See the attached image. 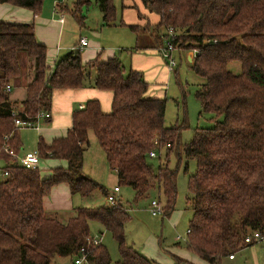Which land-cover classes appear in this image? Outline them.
Returning <instances> with one entry per match:
<instances>
[{
	"label": "trees",
	"instance_id": "1",
	"mask_svg": "<svg viewBox=\"0 0 264 264\" xmlns=\"http://www.w3.org/2000/svg\"><path fill=\"white\" fill-rule=\"evenodd\" d=\"M44 0H0L39 14ZM158 16L151 24H128L139 37L151 33L154 49L170 41L177 51L193 49L192 69L203 77L196 96L202 112L216 115L212 127H197L190 141L182 143L185 121L165 125L166 98L147 95L149 83L141 71L125 70L120 57L101 60V54L82 60L80 47L61 56L50 66L47 46L35 33V23L0 20V160L9 175L0 182V264H60L70 261L91 236V222H99L113 233L120 259L112 262L103 242L90 246L95 264H160L126 242L125 227L130 215L122 203L74 206L63 219L61 210L49 213L44 200L52 188L67 183L73 195L91 196L108 189L83 171L85 153L94 133L118 185L133 188L137 197L157 186L165 196L164 215L170 216L177 200L178 169L168 163L158 168L149 162L150 151L160 160L172 151L196 159L189 177L187 196L192 210L185 245L211 264H222L225 256L250 245L245 238L264 233V0H140ZM104 25L116 23L113 0H96ZM76 0L71 11L80 29L86 27L82 6ZM173 29V35L167 34ZM165 31V32H163ZM81 38V37H80ZM166 40V41H165ZM80 45V43H79ZM34 60L33 78L25 98L15 102L8 84L20 81V52ZM240 63V72L231 68ZM96 87L113 93L112 109L104 112L98 99H88L73 112L67 134L51 142L39 138L42 158L65 159L67 167L56 166L43 176L40 166L28 169L4 150L20 153L21 129L15 119H33L51 112L56 89ZM17 110L18 113L14 114ZM223 115V119L217 117ZM155 138L159 143L155 144ZM185 170H188L186 164ZM160 198V197H159ZM162 203V202H161ZM180 242L176 243L179 245ZM175 264H193L171 253Z\"/></svg>",
	"mask_w": 264,
	"mask_h": 264
},
{
	"label": "rangeland",
	"instance_id": "2",
	"mask_svg": "<svg viewBox=\"0 0 264 264\" xmlns=\"http://www.w3.org/2000/svg\"><path fill=\"white\" fill-rule=\"evenodd\" d=\"M75 1L44 0L41 11L44 14H52L54 11V2L66 4L71 9ZM123 1L126 0H113L117 9L116 23L118 25H104L102 11L98 3L96 0H90L89 4L82 6V15L86 17V27H83L80 33L86 35L92 45L95 44V39L101 41V47H104L103 49L101 48V59H103L102 56L105 57V55H108L112 51L110 47H115L114 54L120 57L125 66V70L129 71L134 67L133 61L138 58H133L132 52L137 49L153 50L156 44L151 33L140 31L138 34L139 37H137V34L128 26L119 24L120 20L123 19ZM66 16L74 18L71 11H67ZM74 20L76 21L75 18ZM146 23L147 21L144 20V24ZM156 51L153 54L157 53V56L161 58L159 70L157 73L154 72L155 74L153 76L150 74L149 85L152 92L162 94V98L167 99L165 125L171 126L184 121L188 123V127L182 133V143H186L192 139L195 128L212 127L215 123L214 119L216 115L212 112H202L200 101L196 96V90L199 84L204 82V79L195 73L191 67L190 62L195 57L193 49L182 50L181 52L175 51L174 56L177 66L174 68L169 65V60L164 58L158 49ZM188 53L192 57L191 60L187 57ZM140 59L142 60V57L139 56L138 60L141 61ZM20 66L22 80L25 78L29 79L33 76L34 60L24 51L20 52ZM231 68L237 73L240 72V63L237 61L232 62ZM19 85L20 81H17L16 86L18 87ZM217 118L221 120L224 117L223 115H219ZM38 135V130L34 128H23L21 130L22 138L23 136L25 137L22 140L21 153L37 148ZM89 138L90 145L85 153L83 171L85 174L98 180L108 188V192H111L118 185L116 172L111 169L105 160L104 151L100 147L93 132L90 133ZM166 153L164 151L161 160L158 157H149L148 160L155 168H158L160 163H168L171 168L178 169L177 200L175 210L170 216L164 214L154 216L150 211V204L153 199L160 200L163 205L165 204V196L157 186L148 188L143 196L137 197L132 187L121 185L120 191L116 196L120 199L119 202L128 208L130 215L125 227L126 242L144 255L154 254L155 260L160 264H175L171 253L175 254L180 248H187L185 241L188 236L189 220L192 217V210L187 200V196H189L188 180L195 172L197 162L195 158H186L184 153L178 156L176 151H172L168 158ZM186 164H188V170L184 169ZM55 165H58V163L55 164V160L42 158L40 170L43 175H49ZM71 201L73 202V206L109 205L107 197L98 190L89 197L75 194V196L71 197ZM54 211L53 208H48L49 213L53 214ZM70 214H72L71 211L64 210H61L60 213L63 219H66ZM90 226L92 236H102V242L107 247L112 262L120 259L118 242L114 238L113 233L106 230L97 221H92ZM179 234L184 239H180V244L176 245L178 243L176 236ZM254 243L256 246H259L264 244V239ZM143 247H145L144 249L146 251L142 250ZM261 249L264 250V248ZM64 260L66 258L60 256L55 262H64Z\"/></svg>",
	"mask_w": 264,
	"mask_h": 264
},
{
	"label": "crops",
	"instance_id": "3",
	"mask_svg": "<svg viewBox=\"0 0 264 264\" xmlns=\"http://www.w3.org/2000/svg\"><path fill=\"white\" fill-rule=\"evenodd\" d=\"M56 3L60 2H54V11L52 14H44L41 11L39 14L35 15L33 11L28 8L14 6L11 3L0 2V20L16 22L33 21L35 23V33L37 39L47 46V63L50 66H54L55 62L68 51L75 49L77 46L80 47V37H87L86 35H82L80 33L82 29L79 28L74 18H69L68 16H66L67 11L63 10L60 4L56 6ZM132 12L134 13L132 14ZM139 13H141L144 17H147L151 24H155L158 21V16L154 13L148 12L140 0L123 1L122 18L125 22H127L128 24H144V20L146 19H141L139 17ZM61 18H63V21H61ZM112 25H118V23H114ZM88 41V45L80 47L83 61H90L95 59L98 54L102 53L101 48H104L101 47V41L99 39H95L94 45H92L89 39ZM54 43L55 45H53ZM110 48L112 49V51L108 55H105V57L102 56L103 59L101 60H105L115 55V47ZM148 51L150 54L148 53ZM148 51L137 49L136 51L132 52L133 58H139L140 56L142 57V60L140 59L141 61H139L138 58L135 59L133 61L134 67L131 69L141 71L144 79L150 84V74L151 76H153L155 74L154 72H158L161 58L157 56V53L153 54L154 52H157L156 49H151ZM187 57L188 59L191 57L190 53L187 54ZM32 78L33 76L29 79L25 78L24 80H22L21 78L20 85L18 87L12 84V100H14L15 102H20L25 98L26 86L32 80ZM147 95L151 97L162 98V94H155L151 91L150 85ZM94 98L98 99L101 102V107L104 112L111 111L113 93L110 90H104L90 86L82 88H64L54 90L52 108L50 112L51 117L49 119L42 120V125L39 129L34 128L38 130V141L40 137H43L46 142H51L55 137L66 135L68 129L72 125V116L74 110L84 106L85 102L88 99ZM23 138L25 137L23 136ZM23 138L21 136L22 140H24ZM104 158L106 160L105 153ZM53 160H55V164L58 163V165H55V167H67V161L65 159ZM3 165V161L0 160V182L4 178L1 175V167ZM50 175L51 172L49 175L43 176ZM73 196L75 195L71 193L70 187L67 183H59L55 185L52 188L50 194L46 196L44 200V206L47 210L48 208H53L54 210L71 211L74 207L72 204L73 202L71 201V197ZM176 241L180 242V239H177V236ZM256 241L261 240H254L253 242L248 243L250 245H247L243 249L237 251L233 257H230V255L225 256L222 260V264H264V250L261 249L264 248V244L256 246V244L254 243ZM144 248L145 247H143L142 250L146 251V249ZM175 254L183 257L193 264H211L188 248H180ZM146 256L155 260L154 254H149Z\"/></svg>",
	"mask_w": 264,
	"mask_h": 264
},
{
	"label": "built area",
	"instance_id": "4",
	"mask_svg": "<svg viewBox=\"0 0 264 264\" xmlns=\"http://www.w3.org/2000/svg\"><path fill=\"white\" fill-rule=\"evenodd\" d=\"M59 3H56V6H58ZM61 21H63V18H61ZM169 36L173 35V29L169 28L167 31ZM89 41L87 37H81L80 39V47H84L88 45ZM160 53L162 56L166 59L169 60V65L174 68L177 66V62L174 56V52L177 51V48L174 46V44L169 40L166 43V46H162L159 49ZM11 85H7V90L10 91ZM18 113L17 110L14 111V114ZM51 117L50 112H39L36 114V116L33 119H26L22 120L20 118L15 119V124L17 128L23 129V128H37L39 129L41 127V121L44 119H49ZM155 144L159 143V139L155 138ZM4 150L8 152L11 156L16 158L18 163L22 165L23 167H26L28 169H36L40 166L41 163V157L39 154L38 149H34L25 153H18L15 152L13 149H10L8 146L4 147ZM159 153L157 150H152L150 151V156L155 157L158 156ZM1 175L3 177H6L9 175V172L7 170H2L1 169ZM120 191V186L116 185L111 192H108L106 197L109 202V205L118 207L121 203L119 202L120 199L116 196L118 192ZM150 211L151 213L156 216V215H161L164 214V206L161 203L160 200L153 199L150 204ZM190 231V229L187 230V233ZM177 239H184L182 235H178ZM264 239V233L260 231H255L251 235H248L245 238V242L251 243L254 240H262ZM102 243V236H89L87 238V244L83 245L82 247L79 248L78 252L76 255L73 256V258L70 261L67 262H62L60 264H95L93 258H92V252L90 249V246H96ZM230 257H233V254L230 255Z\"/></svg>",
	"mask_w": 264,
	"mask_h": 264
},
{
	"label": "water",
	"instance_id": "5",
	"mask_svg": "<svg viewBox=\"0 0 264 264\" xmlns=\"http://www.w3.org/2000/svg\"><path fill=\"white\" fill-rule=\"evenodd\" d=\"M192 58L190 57L189 60H191Z\"/></svg>",
	"mask_w": 264,
	"mask_h": 264
}]
</instances>
